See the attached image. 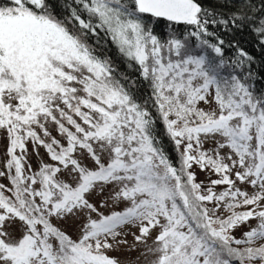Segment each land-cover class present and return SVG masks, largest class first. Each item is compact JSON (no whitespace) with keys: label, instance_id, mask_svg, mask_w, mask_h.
Masks as SVG:
<instances>
[{"label":"snow or ice","instance_id":"snow-or-ice-1","mask_svg":"<svg viewBox=\"0 0 264 264\" xmlns=\"http://www.w3.org/2000/svg\"><path fill=\"white\" fill-rule=\"evenodd\" d=\"M260 3L0 0V264H121L108 253L128 235L148 264H264V92L254 58L213 30L264 46ZM101 33L139 79L98 54Z\"/></svg>","mask_w":264,"mask_h":264},{"label":"trees","instance_id":"trees-1","mask_svg":"<svg viewBox=\"0 0 264 264\" xmlns=\"http://www.w3.org/2000/svg\"><path fill=\"white\" fill-rule=\"evenodd\" d=\"M198 2L202 3V5L207 8L223 10L225 12L232 11L240 6L239 0H230V3L232 4L231 8H229L226 4H223L222 0H220V2H218V0H198ZM254 3L256 5L255 10L259 11L260 7L262 6L260 0H254ZM162 28V25L158 26L156 29L157 33H159ZM213 30L220 32L221 37L224 38L226 42L235 41L236 43H238L240 47H242L247 53H249V55L254 58L251 65L255 80L254 87L258 93L264 92V46H261L256 41L252 33L247 28H245L243 31H234L232 34H226L220 31V29L218 28ZM101 41L104 47L98 50V54L101 56L107 54L108 56L112 57L113 64L118 70L116 74L118 76L127 74L129 76L139 79L138 73L133 68L126 67V62L118 56L115 46L112 44L111 40L106 37L103 33H101ZM93 42L94 37L90 35L88 43L93 44ZM156 132L160 137L161 146L164 148L166 154L172 158L174 163H176L178 161V154L174 150V145L167 138L166 133L162 128V125H156ZM232 234L236 236L234 233ZM236 237L239 238V236Z\"/></svg>","mask_w":264,"mask_h":264},{"label":"rangeland","instance_id":"rangeland-1","mask_svg":"<svg viewBox=\"0 0 264 264\" xmlns=\"http://www.w3.org/2000/svg\"><path fill=\"white\" fill-rule=\"evenodd\" d=\"M201 107H206L205 105L201 104ZM213 107H215V105H213ZM52 130L53 135H56V132L54 131V129H50ZM4 133L0 132V137H3ZM6 145H7V141L6 139H0V170H3V162L6 159V155H5V149H6ZM210 147L209 144L205 145V148ZM28 151H29V155H28V163L31 164V167L33 170L36 169L37 167V160L38 157L34 154H32V144L31 142L28 143ZM44 150L40 149V153L43 154ZM19 153V150H18ZM45 160L47 161V157H45ZM85 163H88L87 161H85ZM25 171L26 173L28 172V166L27 164L25 165ZM60 176L64 177L65 179H67V176L65 173H61ZM216 178V177H213ZM204 179V174L201 173L198 175V182L200 180ZM0 182H3L5 184H8L9 182L6 179L0 178ZM239 186V185H238ZM38 187V185H37ZM247 187V186H244ZM220 189H217V191H219ZM247 190L249 191V193H251L252 189L250 187L247 188ZM108 195V190H105V195L103 197H97L95 196V194L91 197V200L93 203H97L99 200L105 199V197H107ZM125 207L124 203H118V204H113L111 201H109V206L108 207H104L101 208L100 211H102L105 214H108L110 211H120ZM238 210H245V209H238ZM95 218V217H94ZM257 225V220L255 219H251L250 221H248L246 224L236 228L234 230V234L236 236L241 237V234L243 231L254 227ZM63 228H65V230L71 234L74 238L77 235L78 232V226H79V222L76 223H72L71 221H69L66 224L61 225ZM124 231H129V232H135L137 235H139L138 229L136 228H131L130 226L126 229H124ZM153 236H155V232L153 233ZM127 241L128 244L125 246H122L121 248L111 251L108 254L112 257L117 258L121 264H148V261L154 259L153 256L149 255L147 257V260L145 259L144 256L141 255V252L144 250L145 245L140 243L136 245L135 250H132L130 248V246L134 243V239L132 235H128L127 236ZM148 244L151 245L152 241L149 240Z\"/></svg>","mask_w":264,"mask_h":264}]
</instances>
